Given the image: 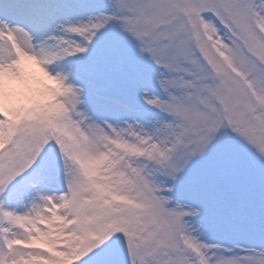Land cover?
<instances>
[{"label": "snow or ice", "instance_id": "6c2138e0", "mask_svg": "<svg viewBox=\"0 0 264 264\" xmlns=\"http://www.w3.org/2000/svg\"><path fill=\"white\" fill-rule=\"evenodd\" d=\"M0 264H264V0H0Z\"/></svg>", "mask_w": 264, "mask_h": 264}]
</instances>
